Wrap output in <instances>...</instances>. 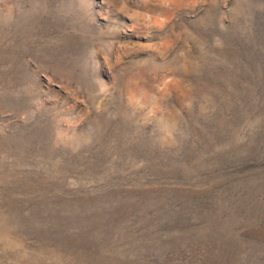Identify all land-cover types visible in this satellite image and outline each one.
<instances>
[{
    "label": "rangeland",
    "instance_id": "374dc122",
    "mask_svg": "<svg viewBox=\"0 0 264 264\" xmlns=\"http://www.w3.org/2000/svg\"><path fill=\"white\" fill-rule=\"evenodd\" d=\"M0 264H264V0H0Z\"/></svg>",
    "mask_w": 264,
    "mask_h": 264
}]
</instances>
